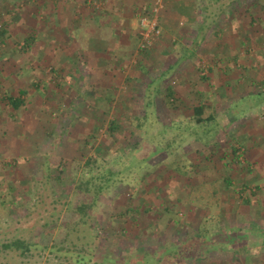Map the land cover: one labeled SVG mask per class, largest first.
<instances>
[{
  "label": "rangeland",
  "instance_id": "rangeland-1",
  "mask_svg": "<svg viewBox=\"0 0 264 264\" xmlns=\"http://www.w3.org/2000/svg\"><path fill=\"white\" fill-rule=\"evenodd\" d=\"M67 1L64 0V2ZM133 1L136 5H129L128 9L131 11L127 13L128 23L124 22V24H130V28H132L131 34L133 38L127 41V44L132 46L133 43L134 45L136 43L135 47L138 48L140 37L137 13L141 12L143 15H146L148 13L146 12L148 6L154 4L155 0ZM167 1L164 0V8L159 13L161 34L154 38L150 54H144L141 57L136 51L137 48L132 49L131 59L128 58L126 60V73L128 74H126L125 83L121 84V87L117 89L118 91L113 94V106L108 107L110 104L106 95L97 94L100 100L98 103L95 98L92 100L86 97L87 100L92 101L90 103L91 101L85 100V94H76L74 90L62 93L64 89L60 91L61 88L55 87L52 82L53 80L47 78L51 82V85L47 89L48 93L43 97H39L38 94L29 95L28 108L21 107L19 110L14 111V108L12 109L11 106L6 104V100H3V94H5L4 99H6L7 94L17 96L16 93L18 92L15 89L23 87L21 84L32 85L33 81H37L35 78L38 74L39 66L44 65V75L49 76L56 71L55 68L57 67L53 65L54 51L52 48L50 52H47V44L50 47L51 45L53 46L55 41L60 42L62 39L68 40L74 37L77 41L80 40L79 48L86 45L92 50L97 51L102 50L103 46L101 43L105 44L106 42H103L101 38L93 36L91 34L92 31H87L89 33L86 35L82 34L83 26L76 31V27L74 26H64L55 23L53 15H48L47 13L49 7L54 5L52 4L53 0H0V14H5L6 29H8L7 35L1 38L4 44L0 43V68H3L0 75V241L24 236L32 231H39L44 222L42 218L47 216L51 210L50 202L52 201L50 194L52 190L55 189L61 195L69 194L68 191H70L72 186L71 179L84 164L85 158L83 156L94 154V147L99 142H106V146L111 150L106 156L108 162L117 155H120L122 147L128 142L123 139V136L129 135L132 122L130 116L128 117L129 120H126L128 119L126 118V114H134L133 112H136L134 107H138L143 103L142 99L149 83L160 74H163L178 56H182L185 53L180 46L182 43L179 40V35L183 32L180 30L181 27L186 28L185 25L182 26V23L186 24V18L179 16L184 22L180 20V23L177 20L180 28L175 29V31L168 30L170 34L173 33L171 37H168V32L166 33V30L163 29L168 20L172 21L174 19H171L172 17L169 18L168 14H171V11L170 9L168 11L169 3ZM47 2L50 5L44 10L43 6ZM88 2L89 8L103 10L104 3H108L109 0L103 2V4L99 0H88ZM256 2H259V5L263 3L262 0H221L215 5L217 7L214 6L210 9L211 12L217 13L224 10L226 18L231 19L233 18L231 11L235 7L236 12L237 10L239 12H237L239 28L234 30L228 25L219 36H213L212 33L206 34V42L202 44L196 54L191 55V58L186 60L188 67L180 68L183 69V72L184 70L191 72V79L189 81L183 74L178 75L180 73L176 70L177 68L175 69L176 72L174 74H177V76L172 79H175V86L178 87L176 91L186 94L188 101L197 99L194 97V94L187 95L191 94L187 90L191 87L192 83H198L199 88H203L206 92H213L211 82L215 86L220 83V80H223L222 82L224 83L229 82L228 77L223 79L225 77L223 76L224 71L228 75H236L237 72L242 71H248L250 75L253 73L251 70H246L242 62L238 66V62H234L233 58L235 56H240V58L241 56H248L250 53H246L247 47H253V55L255 53L257 55L262 53L259 47L264 45V40H262L264 38V15H260L259 12L261 10L257 12L254 7L252 8V5ZM205 4H208V2ZM65 7L67 8V4ZM7 10L10 11L9 14H6ZM162 14L165 17L162 19L163 21L160 20ZM58 17L54 16L56 19ZM198 17L202 18V15L199 14ZM201 18L200 20H202ZM105 19H108L109 22L111 20L112 25H109V28H112L117 22L112 17H105V15L101 22L107 23ZM169 23H167V26ZM2 24L4 23L0 20V25ZM109 28L107 26V29ZM193 32V30L189 31L191 35H193ZM29 33L35 35L36 41L33 43L32 48L28 51L26 50L27 53L22 52V42H24ZM196 33V36H198L199 33L197 31ZM246 36L247 39L245 38ZM192 39L194 40V38ZM243 42L246 45L242 46ZM44 44H46V47L43 46ZM163 51L164 53H162ZM213 54H217L218 59H215ZM44 56L50 59V62H48L50 64L42 62L39 65V58L43 59ZM136 60H138V64L141 60L140 67L138 64H135ZM11 61L15 62V64L11 63ZM30 61L34 64V71L28 65ZM134 64L138 66L137 69H135L136 66ZM13 66L19 67V74L11 72L12 69L15 70ZM131 74L133 78L129 79L128 76ZM196 74H199V76H196ZM18 75H21L19 79H12L13 76L18 77ZM204 76L211 79L205 82L199 81L198 77ZM41 80L38 79V81ZM57 81L59 82V78H57ZM163 81L164 78L161 79V82ZM60 83L67 85L65 80H62ZM179 83L182 85H178ZM161 87L162 84H158V88ZM231 91L228 87L226 92ZM250 91L252 92L253 89H250L248 94L241 99L242 91H235L233 92L234 95L230 94L227 97L228 99L222 101V108L224 110L219 108L221 111L218 110L217 117L221 118L219 122L224 126L221 128L224 132H221L217 137V140L220 141L218 150V147L216 148L213 145L215 139H210L211 144L207 148H203L202 142L197 143L192 139L186 145L189 146L188 149L194 151L187 154V156L197 163H193V165L188 167L185 166L183 162L185 155L183 153L172 157H153V160L155 159L158 163H162V165L154 168L155 170H148V172L151 171V176L154 175L150 183L145 181L147 179H141L135 187L126 188L125 186H120L118 190L113 191L102 199L103 203L100 209L106 206L104 211L105 219H110L115 224H117V221L114 217L121 213L129 202L137 204L140 198L145 199L143 203L141 202L143 204L142 210L146 207L158 209L161 201H163L174 205V208L179 213V224L175 228L164 227L168 222V218L165 215L159 221V224L155 225L152 221L155 220L154 218L157 215L153 210L148 215H141L137 225L134 224V227L130 223L126 225V232L122 233H126L124 236L118 233V239L115 240L116 246L129 244L131 239L141 240L139 243H142L147 236H150L149 233L153 231L161 234L155 244L161 243L162 240L166 242L188 240L193 234L200 233L201 225L205 223V220L208 222V220L213 219L212 225L209 226L212 234H218L216 238L221 239L222 243H231L237 249L234 259L230 258L225 252H217L215 256L217 260L224 261V263L219 264H225V262H229V264H264V243H262V250L259 247H255V244L253 246L249 245L252 242L253 236L256 238L255 241L257 243L264 241V233L254 231L253 229V223H257L259 227H264V137H258L259 133L264 136V121L262 119L264 113V104H262L264 94L260 99L258 95H253ZM55 92L59 93L55 95ZM211 94L213 101L215 99L221 101L214 93ZM83 98L84 102L82 101ZM122 100L129 101L133 111L130 109L128 112L126 111L122 114L124 115V126L128 131L119 138V142H114V139L106 132V126L108 121L117 117V104L122 102ZM130 100H132V103ZM161 100L158 103V109L162 105L163 100L162 102ZM95 102L98 104V108L96 109L93 108V105H96ZM82 104L88 106L81 107ZM37 106L39 107L38 110ZM76 108L80 110H76ZM158 112L160 114L161 111L158 110ZM99 114H102L105 118L103 122L104 127L99 130L100 132L97 136H94V139H97L96 143L94 142V144L86 146L85 141L93 131V126L96 122L95 116ZM233 119L234 122L232 123ZM251 122L253 123L250 128ZM148 125L150 126L151 124L148 123ZM52 127L54 128L53 137H51L52 135H50L49 131ZM152 130L154 132L155 127ZM136 133L139 134L138 132ZM235 138H239V140L241 138V143H243L246 149L244 157L247 163L246 161H242L240 166L231 160L233 147L235 145L239 147L238 141L233 140ZM260 138H263V140ZM130 139L132 142H137L141 137L139 139V136L133 135ZM198 149H201L200 154H196V150ZM148 151L149 149L146 148L145 153ZM241 151H243V147H241ZM211 154L213 158L206 160V156L209 157ZM220 158H223L222 160L224 161ZM173 161L175 162L174 165L172 164ZM45 162H48V165L53 168L52 172L55 170V176L61 172L62 168L65 170L62 171L66 172L63 176L64 179L67 176L64 180L65 184L58 183L55 179L51 185L44 184L42 176L43 170L46 168ZM168 165L173 166L170 171L166 168ZM56 167H58V170H56ZM247 167L249 171L246 169ZM165 171L168 173L165 174ZM225 177L235 183V188L242 181H245V186L248 188L243 193V197L234 196L231 191L225 197L227 192L222 185ZM182 182L192 183V188L188 185H186L187 188H182ZM257 186L260 188L257 191V196H252L251 193L255 192V189L257 190ZM140 189L144 190V196L138 194ZM42 193H44V198H46L49 207L47 205L45 207L40 206L34 211V208L38 206L36 205V200L43 195ZM128 194H132L135 199L131 200ZM26 195L30 196L31 200H26L28 199ZM248 197L251 198L249 205L244 203ZM24 198L28 201L27 203H24ZM193 200H196L198 204L193 205L191 203ZM225 204L228 206L225 207ZM25 207L33 210L31 217H26L27 211ZM62 208L59 205L52 212L58 215ZM63 213L60 214L61 217H64ZM111 213L114 215L112 218L109 217ZM219 214L223 217L221 218ZM226 217L229 220H226ZM131 218L128 220H132ZM231 222L235 227V231L232 233L228 232L226 228ZM240 228L244 229V233L236 231ZM224 239L228 240V242H224ZM243 242H250L248 243L249 247L244 246L246 243L243 245ZM231 245L229 246L230 248H232ZM48 251L42 257L36 259V261L38 260L37 263H58ZM212 260L211 258L210 264ZM33 261L36 263L35 260Z\"/></svg>",
  "mask_w": 264,
  "mask_h": 264
},
{
  "label": "trees",
  "instance_id": "trees-1",
  "mask_svg": "<svg viewBox=\"0 0 264 264\" xmlns=\"http://www.w3.org/2000/svg\"><path fill=\"white\" fill-rule=\"evenodd\" d=\"M220 1L221 0H209V3L206 4V6L203 3L202 7H200L202 13V18H200L203 22L196 25V31L199 33V37L196 36V31L192 33V38H194L190 44L192 50L197 52L200 49L202 44L206 42L207 33H212L213 36H219L221 35L220 33H222V30L226 29L228 25L230 27V20L234 18H226V15L224 14L225 12H223L224 10L221 12L218 11L220 14L210 11V9ZM152 6L153 4H150L147 8L146 12H148L147 14L149 15ZM197 6L198 5L196 4V6L194 5L193 7ZM187 11H189L188 8L180 13L181 15H185L190 22L200 23L198 19L199 17L196 14H193V8L191 9L192 12L190 11L189 13ZM9 13L10 11L7 10L6 14ZM4 15L5 14H0V20L4 23L0 25V43H3L1 38H4L8 32V29H6V20L4 18L6 16ZM163 18L165 17L162 14L160 20ZM197 37L201 39H198ZM245 38L247 39V36ZM35 41L36 38L33 33L27 34L21 51L27 53V51L32 48ZM241 45L244 46L246 44L243 42ZM262 47L264 48V45ZM253 52V47H247L246 53L249 54ZM188 53L191 54L190 49ZM138 54L141 56L144 54L148 55L150 54V49H142L138 51ZM213 55L215 59H218L217 54ZM1 70H3V68H0V75L2 73ZM161 79L162 78L160 77L152 80V82L146 87V92L142 99L143 103L138 107L132 105L136 110V112H133L134 114H126V118L130 116L132 122L129 135L123 136V139L128 142L122 147L120 155H117L108 162L106 156L111 150L106 146V142L104 141L99 142V144L94 147V154L84 155V164L71 179L72 186L70 191H68L69 194L61 195L57 193L55 189L52 190L50 194V199L52 201L50 202L51 210L47 216L42 218L44 222L41 225L40 230L32 231L24 235L27 238L19 236L0 241V264H39L36 259L42 257L48 250L49 254L54 256L58 261L57 264H210L211 258L213 259L211 264L224 263V261L220 259L217 260V257H215L217 252H225L230 258L234 259L237 252L236 247L232 246L231 243H222L221 239L216 238V235L218 234H212L210 231L209 226L212 225L213 219L208 220V222L205 220V223L201 225L200 233L193 234L188 240L183 239L177 242H166L162 240L161 243L155 244L161 234H158L157 231H153L149 233L150 236H147L142 243H139L141 240L131 239L129 244L127 243L126 245L116 246L115 240L118 239V233L121 235L123 232H126V225L128 223L133 227L134 224L137 225L141 215H148L153 210L157 215L154 218L155 220L152 221L155 225L159 224V221L165 215L168 218V222L164 227L168 226L175 228V226L179 224V213L174 208V205L163 201H161L158 209L146 207L142 210V203L145 199L140 198L137 201V204L129 202L124 210L114 217L117 221V224H115L112 220L105 219L104 211L106 206H104L103 209H100V206L103 203L102 199L113 191L118 190L120 186L133 188L139 184L141 179H147L145 181L150 183L154 175L151 176L152 173L151 171L148 172V170H155L154 168L162 165V163H158L155 159L153 160V157H172L183 153L185 155L183 162L185 166L188 167L197 162H193V159H190L187 156V154L191 152L193 153L194 151L188 149L189 146L186 145L187 142L193 139V141L197 143L202 142L203 148H207V146L211 144L210 139H215L213 145L216 148L218 147L217 150L220 147V141L217 140V137L221 132H224V130L221 129L224 126L219 122L221 118L219 119L217 117L218 108L215 101L210 99L206 100L204 98H201L204 100L200 101V96L192 101L178 98L174 88H158L156 86V84L161 82ZM202 79L204 82L208 81V77L204 76ZM226 83L228 82H225L223 87L228 85H226ZM213 84L214 83L211 82L212 86ZM220 92L224 94L223 90H220ZM28 93L27 90L23 89L18 92L17 96L7 94L6 99H4L5 94H3L2 98L4 101L6 100L8 106H11L14 108V111H17L21 107L27 108L28 103L24 96H27ZM228 94L234 95L233 92H228ZM263 94L264 93H256L255 95H258L261 99ZM86 97L91 98L92 100L95 98L97 103L100 101L97 94L91 96L85 94V100H87ZM84 98L82 99L83 102ZM159 99H162L164 103L161 100L162 107L160 106L158 109V103L160 102ZM107 100L110 106H113V93L107 96ZM87 101L90 102L91 100ZM130 102L132 103V100H130ZM90 103H92V101ZM262 104H264V101ZM117 105V117L108 121L106 126V132L114 139V142H119V138L128 131L124 126V115L122 114L126 111L128 112L130 109L133 111L129 101L122 100V102H119ZM86 106L85 104H82L81 107ZM93 108H98V104L93 105ZM76 110L80 109L76 108ZM158 110L161 111L160 114ZM262 119L264 121V113ZM95 120L96 122L93 126V131L85 141L86 146L92 145L94 142L96 143L97 139H94V136H97L100 132L99 130L104 127L103 122L105 118L102 114L95 116ZM126 120H129V118ZM148 123L151 125L149 126ZM252 123L253 122L249 125L250 128L252 127ZM154 127L155 131L153 132L152 128ZM49 131L50 135H52L51 137H53L54 128L52 127ZM251 131L253 132V130ZM133 135H137L139 136V139L140 137L141 139L137 142H132L130 137ZM258 137L264 136L259 133ZM260 139L263 140V138ZM233 140L238 141L239 147H236V145L233 147L231 152L232 156L230 155L231 160L236 165L240 166L242 161H246L244 157L246 149L243 143H241V138L240 140L239 138ZM241 147H243V151H241ZM146 148L149 149L147 153H145ZM196 151V154L201 153V149ZM83 157L82 159H84ZM212 158V154L209 157L206 156V160H211ZM220 159L222 160L223 158ZM174 161L172 162L173 165L175 163ZM45 166L46 168L43 170L44 173L42 176L44 184L51 185L54 179L55 181H58V183L65 184L64 180L67 176L64 179L63 176L66 172H62L65 171L63 168L61 172L55 176V170L53 173V168L48 165V162H45ZM166 168L170 171L173 166L168 165ZM246 169L249 171L248 167ZM56 170H58V167H56ZM164 173L166 174L168 172L165 171ZM244 182L245 181H242V183L235 188V183L225 177L222 184L227 192L225 197H227L228 192L230 191L234 196L243 197V193H245L248 188L245 186L246 183ZM182 183V188H187L186 185L192 188V183ZM258 189H260L259 186H257V190L255 189V192H252L251 195L257 196ZM140 192L138 193L139 195H145L144 190L140 189ZM42 194L43 195L36 200V205L38 206L34 208V211L40 206H48L46 198H44V193ZM128 195L131 200L135 199L132 194ZM27 197L28 199L26 200H31L30 196L26 195V198ZM26 200L24 198V203L28 202ZM191 203L193 205L198 204L196 200L191 201ZM244 203L249 205L251 203V198L248 197ZM59 205L63 207L62 209L64 210L61 209L60 213L55 215L52 211L57 209ZM226 206L228 205L225 204V207ZM25 208L27 211L26 217H31L33 215V210H31V208ZM62 213L64 217H61L60 214ZM113 216L114 215L111 213L109 217L112 218ZM220 216L221 218L223 217L222 215ZM130 217H132V220H128ZM219 218L217 219L219 220ZM228 218L226 220H229ZM226 228L228 229V232L232 233L235 231L232 222ZM253 229L254 231H261L264 233V227H259L257 223H253ZM236 231L242 233L244 229L240 228ZM125 234L122 235L124 236ZM255 239L256 238L253 236L251 243L243 242L242 244L244 245V243H246L244 246H248V243L252 246L255 244V247H259L262 250V243H264V241L257 243ZM224 242H228V240L224 239ZM230 245L232 248L229 247ZM33 260H35L36 263ZM227 263L229 264V262H225V264Z\"/></svg>",
  "mask_w": 264,
  "mask_h": 264
},
{
  "label": "crops",
  "instance_id": "crops-1",
  "mask_svg": "<svg viewBox=\"0 0 264 264\" xmlns=\"http://www.w3.org/2000/svg\"><path fill=\"white\" fill-rule=\"evenodd\" d=\"M99 1H101V3L103 4V2H107L108 0H99ZM167 2L169 3L168 11L169 9L171 11V14H168L169 18L172 17L171 19L174 18L175 20L173 19L172 21H169L168 19H166L170 23L167 26L168 22H166L163 29L166 30L165 31L166 33L168 32V37H171L173 33L170 34L168 30L175 31V29L180 28V25L177 20H179V22L180 20L181 22H184V20L179 18V16H182V17L184 16L183 18H186L185 19L186 24L182 23V26L185 25L186 28L181 27L180 30L183 32L179 35V38H180L179 40L182 43V45L180 46L182 47L185 53H183L182 56H178L177 59L174 61V63L169 65L167 70L163 74H160L159 76H157L156 79L160 77L162 79L164 78V81L160 82L162 84V88L172 87L176 91L178 87L175 86L176 85L175 79H172L175 76H177V74H174L176 70L178 71V73H180L178 75L183 74L184 77H187L186 79H188V81L191 79L190 71L186 72V70H184L183 72V69H180V68L188 67L186 65V62H187L186 60L188 58H191L190 57L191 55L196 54V51L190 48V44L192 43L193 39L189 31L190 30L196 31L197 30L196 25L201 24L203 22L200 20V17L198 18L200 23L190 22L189 19L185 15H181L180 12L188 8L189 11L187 12L190 13L191 9L193 8V14H196L197 16L199 14L201 15L202 13H201L200 7H202L203 3L204 4L206 2L209 3V0H168ZM262 2H263L262 3L263 5L262 4L259 5L260 4L259 2H256L252 5V8L254 7V9L257 12L261 10L259 12L260 15L261 14L264 15V0H262ZM52 4L54 5H52V7H49L50 4L48 2L45 3L43 6L44 7L43 9L46 10V8L49 7V9L47 10V13L48 15H53V20L55 23L62 24L64 26L66 25L74 26L76 27V31L78 28L83 26L82 34L86 35L89 33L87 31H90V32L92 31L91 34L93 36H96L97 38H101L103 42H106V43L105 44L101 43V45L103 46V49L102 50L100 49L97 51L92 50L90 47L86 45H84L82 48H79L80 40L77 41L74 37L68 40L62 39V41L60 42L55 41L53 46L51 45L50 47L48 44L47 45L44 44L43 45L44 47L47 46L46 47L47 52L48 51L50 52V49L53 48V51H54L53 52V65L57 67L55 68L56 71H54V73L50 74L49 76L44 75L45 73L44 65L39 66L38 67L39 71L37 72L38 74L36 75V78H35L37 79V82L33 81L32 85L28 84L29 86L26 85V83L24 85L21 84L23 87H20L19 89H15L16 92H19L20 90H23V89L27 90L29 93L27 96H24V98L26 97V100H27L26 102H28L29 100L28 96L31 94L32 95L38 94L39 97H43L48 93L47 89L51 85L50 80L47 79V78H50L53 80L52 82L54 83L55 87H57L58 89L61 88L60 91L64 89L63 90L64 92L62 93H67L68 91L74 90L76 94H89V95L100 94V95H106V96H108L111 93L114 94L116 91H118L117 89L121 87V84L125 83L124 80H125L126 74H128L126 73V68H127L126 60L128 58L131 59V56L134 50L133 48H137L135 47L136 43L135 45L133 43L132 46L127 44L128 43L127 41L133 38L131 34L132 28H130V24H124V22L128 23L127 13H130L131 11V10L129 11L128 7L131 4L136 5L135 2L133 0H124V1L123 0H109L108 3H104L103 10L102 9L96 10L93 8H89L88 0H68L67 2H64V0H53ZM66 4H67V8L65 7ZM196 4L198 6L193 7L194 5L196 6ZM105 8L106 10H104ZM231 12H232L234 19L230 20L231 22L230 28L237 30L239 28V22L237 20L238 10L236 12V9L234 7ZM104 15L105 17L108 16L109 18L112 17V19H115L117 21L116 24L112 28H109V25H112L111 20L109 22L108 19L107 20L105 19V21L108 24L105 23L104 21L101 22L104 19ZM54 16H59V17L56 19L54 18ZM138 22L139 21L137 20V23ZM107 26L109 29H107ZM138 29H139V23H138ZM81 39H86V38H81ZM254 40L257 41L256 39ZM262 40H264V38ZM22 43L24 44V42ZM261 47H259V50L262 51V54L260 55H257L256 53L253 55V53L252 54L250 53L248 56H245V57L241 56L240 58V56H235L233 58L235 60L234 62H238L237 63L238 66L242 62L246 70H251V72H253L251 73V75L248 73V71L237 72L236 75H228L227 72L224 71L223 73V71H221V73H223V76H225L223 79L228 77L229 82L226 83V85L228 84L227 86L229 87L230 91L232 90L231 92H235V91L241 92L242 91L241 98L243 96H246L250 89H253L252 92L250 91L253 95H255L256 93L257 94L264 93V55H263L264 48L262 47L263 49L262 50ZM189 49H190L191 54L188 53ZM62 52H64V54H62ZM94 53L95 55H93ZM162 53H164V51ZM45 56L43 59L39 58V61H40L39 65L42 64V62L44 64H50L48 63L50 62V59L48 58L49 59L48 61V59L45 58ZM140 61H139V64L137 63L138 60H136V63L135 62L134 63L138 64V66L140 67L141 66ZM11 63L15 64V62L13 61H11ZM135 64L134 66H136ZM28 65L29 67L32 68L31 70L33 71L35 70L33 62L30 61ZM138 66H136L135 69H137ZM14 68L15 70L12 69L11 72L14 74H19V67L16 66ZM196 76H199V74H196ZM20 77L21 75H18V77L13 76L12 79L16 80V79H19ZM128 77L129 79L133 78L132 74ZM57 78H59V82L57 81ZM38 79L40 80L42 79V80L38 81ZM198 79L199 81L200 80L203 81L202 77L201 78L198 77ZM62 80H65L67 85H62L60 83L62 82ZM208 81H209V78H208ZM222 81L223 80H220V83L217 84V86L215 85L211 86L213 87V90H214L213 92L208 91V92L214 93L217 96V98L221 100L219 101L215 99V104L217 105V108L219 111L223 109L222 101L228 99L227 97L229 95L228 92H226L228 87L227 86L223 87L224 82ZM178 85H182V84L179 83ZM156 86L158 87V84H156ZM216 89L219 91H217ZM220 90H223L224 94H222ZM187 92H191V94H187L189 96L193 94H194V97L196 98L200 96L199 97L200 101L204 99L206 100L210 99L213 101L212 94L204 91L203 88L200 89L198 83L197 84L192 83L191 87L187 90ZM58 93L59 92H55V95H57ZM176 94L178 98H182L183 100H188L186 97V94L179 92V91H176ZM201 98H204V99H201ZM219 108H221V110ZM38 109L39 107L37 106V110ZM233 122H234V119L232 123Z\"/></svg>",
  "mask_w": 264,
  "mask_h": 264
},
{
  "label": "built area",
  "instance_id": "built-area-1",
  "mask_svg": "<svg viewBox=\"0 0 264 264\" xmlns=\"http://www.w3.org/2000/svg\"><path fill=\"white\" fill-rule=\"evenodd\" d=\"M164 0H155L150 15L138 12L137 18L139 21V44L137 52L142 49H151L155 37L161 34L159 26V13L162 11Z\"/></svg>",
  "mask_w": 264,
  "mask_h": 264
}]
</instances>
